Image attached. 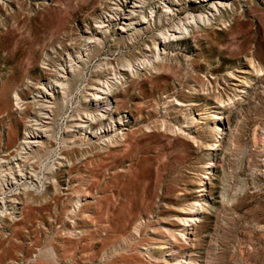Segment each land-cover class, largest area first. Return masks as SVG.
Segmentation results:
<instances>
[{"label": "rangeland", "instance_id": "rangeland-1", "mask_svg": "<svg viewBox=\"0 0 264 264\" xmlns=\"http://www.w3.org/2000/svg\"><path fill=\"white\" fill-rule=\"evenodd\" d=\"M134 1L0 0L1 76L12 73L8 84L28 95L22 79L28 59L34 62L26 75L42 76L40 49L57 63L65 61V53L74 55L95 21L113 6L125 12ZM146 1L157 15L162 4L176 3ZM179 1L170 5L173 16L142 26L132 44H124L116 27H109L102 47L83 67V79L100 71L112 77L122 58L135 60L144 43L160 40L163 27L193 8L210 6ZM227 3L232 11L223 13L224 24L216 14L185 40H170L165 68L142 71L114 91L127 121L123 142L90 157L91 166L78 164L67 178L56 175L59 193L47 189L13 237L0 241V264H173L164 253L153 257L148 250L169 243L184 258L182 264H264V0ZM141 11L148 14L146 7ZM227 97L233 105L223 108L221 140L211 152L215 132L208 107L227 104ZM8 119L16 121L19 136L22 126L13 109L0 119V129ZM209 154L210 181L202 186ZM35 172L38 180L25 182L38 192L48 181L42 169ZM67 179L79 193L66 191ZM83 190L89 196L81 199L73 223L58 220ZM194 200H201L202 208L185 240L182 233L188 229L179 215Z\"/></svg>", "mask_w": 264, "mask_h": 264}, {"label": "bare ground", "instance_id": "bare-ground-1", "mask_svg": "<svg viewBox=\"0 0 264 264\" xmlns=\"http://www.w3.org/2000/svg\"><path fill=\"white\" fill-rule=\"evenodd\" d=\"M175 1L176 3L168 2L169 5L162 4L161 15H157L154 7H150L146 0L134 1L125 12H121L120 7L113 6L104 19L95 21L93 28L84 31V42L74 55L66 52L67 59L60 63L48 58L40 49L38 63L42 76L32 79L26 75L34 62L28 59L22 77L25 82L23 84L29 91L26 96L18 91L17 86L8 84L11 82L12 73L6 78L0 74V119L9 118L13 109L19 115L17 122L22 126L19 136L15 128L16 121L11 122L8 119L0 129V241H8L13 237L17 227L30 217L32 206L45 197L47 189L54 195L59 193L56 175L64 174L67 178L78 164L91 166L90 157L117 147L123 142L126 134L122 130L127 121L121 116L124 106L115 100L118 96L114 93L116 89L142 71L150 72L165 68L169 61L165 47L170 40H185L190 37L193 28L199 29L200 23L209 24L210 17L216 14L218 21L224 24L223 13L226 10L232 11V4L227 3V0L212 2L199 0L198 4L207 2L210 4L209 8L204 10L193 8L183 19L169 27H163L158 32L160 40L157 41L153 37L150 44L144 43L141 56L135 60L122 58L118 64L120 68L118 67L112 77L101 75L104 71H100L101 67L97 66L99 73L86 78V81L83 79V67L102 47V38L109 27H116V34L122 37L124 44L126 41L132 44L140 36L142 26L173 16L174 10L171 6L180 5L179 0ZM143 7L148 9V14L141 11ZM135 16L137 21L134 20ZM58 46L65 52L59 44ZM225 101L228 103L223 106L208 107L210 109V114L207 115L208 122L210 120L209 124L215 132L211 152L217 150L221 140L222 120L225 114L223 108L233 105L231 97H227ZM194 120L195 118L191 116L187 123L191 126ZM59 121L62 123L61 127L58 126ZM178 131L183 132L181 129ZM193 141L196 142L195 138ZM209 157L212 158L213 155L209 154L206 158L207 165L200 177L202 186L205 184L203 180L210 181L208 176L211 175L209 169L212 163ZM37 169L44 171L42 178L48 181L47 188L45 186L43 190L39 188L38 192L25 182L26 179L34 182L33 178L38 180L35 175ZM70 183L71 179H67L66 191L70 195L79 193V189L71 187ZM202 191H205L204 188ZM88 196L89 192L83 190L82 195L71 200L70 210H64L56 218L73 223L72 219L80 213L81 199ZM201 208V200H194L187 206V212L179 215V220L184 223L182 227L188 229L182 233L185 240L187 235L192 233L193 224L197 219L196 211ZM68 230L71 231L69 228ZM173 247L172 243L168 246L152 244L148 250L153 257L164 253L163 258L166 262L182 264L185 262L184 258L177 257Z\"/></svg>", "mask_w": 264, "mask_h": 264}]
</instances>
